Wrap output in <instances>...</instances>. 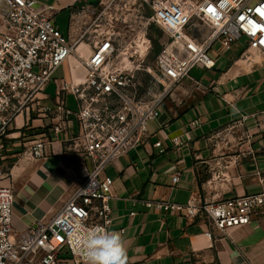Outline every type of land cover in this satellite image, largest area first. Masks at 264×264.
I'll return each instance as SVG.
<instances>
[{
	"label": "built area",
	"instance_id": "built-area-1",
	"mask_svg": "<svg viewBox=\"0 0 264 264\" xmlns=\"http://www.w3.org/2000/svg\"><path fill=\"white\" fill-rule=\"evenodd\" d=\"M144 1L151 9L147 23L158 25L171 38L157 54L152 70L164 85L163 91L151 97L140 94L135 75L138 68L123 66L115 38L99 39L82 57L75 52L82 37L71 31L62 33L54 5L38 0H0V160L5 158L15 115L54 81L56 105L44 109L51 118L52 131L64 132L75 120L78 128L66 139L67 148L92 162L81 183L50 219L39 220L18 233L13 229L15 193L10 184L2 183L8 171L0 161V264H63V256L70 264H85L76 251L81 227L101 226L111 231L109 200L114 181L102 173L108 164L147 140L148 122L159 118L169 90L185 79L194 80L190 71L195 65L207 70L215 67L209 51L216 41L227 50L245 39L242 55L254 50L264 56V0ZM195 18L210 26V34L194 26ZM73 53L84 65L85 76L78 80L73 76L70 82L54 78ZM66 93L74 96L76 109L66 106ZM244 119L242 116L238 124ZM199 124L195 118L188 127L194 129ZM158 133L169 138L163 126ZM184 136L170 137L172 144L182 146ZM47 140H33L24 153L33 158L44 156ZM162 141L160 138L155 145L161 146ZM256 176L264 184V171L257 169ZM178 180L176 173L172 181ZM144 205L188 220L201 217L209 225L206 235L212 231L227 234L231 228L250 223L256 214L264 216V191L205 200L192 196L186 203L149 200Z\"/></svg>",
	"mask_w": 264,
	"mask_h": 264
},
{
	"label": "crops",
	"instance_id": "crops-1",
	"mask_svg": "<svg viewBox=\"0 0 264 264\" xmlns=\"http://www.w3.org/2000/svg\"><path fill=\"white\" fill-rule=\"evenodd\" d=\"M38 1L54 5L57 14L68 9V27L61 31L76 34L70 19L80 0ZM226 51L230 53L212 56L213 69L195 65L190 71L194 80L180 82L170 100L161 105L159 118L148 122L147 140L102 173L114 181L110 230L122 233L127 264H264L262 215L256 214L250 223L227 234L206 235L209 225L201 217L188 220L144 205L149 200L186 203L192 196L205 200L264 191L256 176L257 169L264 171V56L243 57L235 43ZM77 61L73 53L54 78L82 79L85 67ZM55 95L56 84L51 81L15 115L5 158L0 160L8 171L2 183L10 184L15 193L13 229L18 233L50 219L91 169L87 157L67 148L66 139L78 128L75 120L64 132L52 131L44 109L56 105ZM65 103L76 109L71 93L65 94ZM242 116L245 119L239 125ZM195 118L200 124L190 129L189 122ZM162 126L167 139L158 133ZM183 133L186 142L174 146L170 137ZM43 137L49 139L44 156L24 153L33 140ZM160 138L162 145L156 146ZM176 173L179 180L173 183ZM132 211L136 213L130 215ZM63 257L62 263L70 264Z\"/></svg>",
	"mask_w": 264,
	"mask_h": 264
},
{
	"label": "rangeland",
	"instance_id": "rangeland-1",
	"mask_svg": "<svg viewBox=\"0 0 264 264\" xmlns=\"http://www.w3.org/2000/svg\"><path fill=\"white\" fill-rule=\"evenodd\" d=\"M188 2L190 0H180ZM200 2L203 0H191ZM83 5L75 6L72 9L71 24L74 27L77 37H82L77 45L87 56L94 43L101 38L112 37L118 43V54L129 61L123 64L126 68L135 70L136 81L140 88V94L145 97L157 95L163 91L164 85L160 83L152 70L155 66L156 54L153 46V38H156L162 45L171 41L168 33L154 23H147V12L151 9L144 0H99L98 4L89 3V0H80ZM70 12L63 9L55 16V21L65 33L69 23ZM153 24V26H151ZM195 27L201 29V33L210 34L211 28L202 20H193ZM245 39L237 41L235 48L241 51L245 47ZM161 49V50H162ZM227 51L216 41L209 51L210 56H225ZM242 53V52H241ZM242 55V54H240ZM257 57L258 52L249 50L243 57ZM240 56H238L239 58ZM131 63V64H130ZM173 86L163 100V103L170 100V96L177 89ZM50 92V88L48 90ZM162 103V104H163Z\"/></svg>",
	"mask_w": 264,
	"mask_h": 264
},
{
	"label": "clouds",
	"instance_id": "clouds-1",
	"mask_svg": "<svg viewBox=\"0 0 264 264\" xmlns=\"http://www.w3.org/2000/svg\"><path fill=\"white\" fill-rule=\"evenodd\" d=\"M76 251L85 264H127L126 242L122 233L101 226L81 227L76 236Z\"/></svg>",
	"mask_w": 264,
	"mask_h": 264
},
{
	"label": "trees",
	"instance_id": "trees-1",
	"mask_svg": "<svg viewBox=\"0 0 264 264\" xmlns=\"http://www.w3.org/2000/svg\"><path fill=\"white\" fill-rule=\"evenodd\" d=\"M147 15H150V12H147ZM151 26H153V24H151ZM153 46H154L155 54L157 55L161 51L162 45L159 43V41L156 38H153Z\"/></svg>",
	"mask_w": 264,
	"mask_h": 264
},
{
	"label": "bare ground",
	"instance_id": "bare-ground-1",
	"mask_svg": "<svg viewBox=\"0 0 264 264\" xmlns=\"http://www.w3.org/2000/svg\"><path fill=\"white\" fill-rule=\"evenodd\" d=\"M79 43V42H78ZM77 43V44H78ZM77 48H78V46H77ZM77 51V52H76ZM76 54H80L81 56H83L84 54H83V50L81 49V48H78V50L76 49ZM119 59H120V61L122 62V64H128L129 63V61H126L125 59H123L122 57H120V55H119ZM79 61V60H78ZM77 65L79 64V63H76ZM131 64V63H130Z\"/></svg>",
	"mask_w": 264,
	"mask_h": 264
},
{
	"label": "water",
	"instance_id": "water-1",
	"mask_svg": "<svg viewBox=\"0 0 264 264\" xmlns=\"http://www.w3.org/2000/svg\"><path fill=\"white\" fill-rule=\"evenodd\" d=\"M89 3H93V4H98L99 3V0H89ZM76 5H83V2H77Z\"/></svg>",
	"mask_w": 264,
	"mask_h": 264
}]
</instances>
